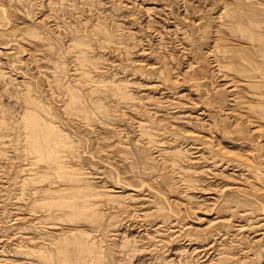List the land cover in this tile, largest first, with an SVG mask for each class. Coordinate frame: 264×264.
<instances>
[{
	"label": "rangeland",
	"instance_id": "1",
	"mask_svg": "<svg viewBox=\"0 0 264 264\" xmlns=\"http://www.w3.org/2000/svg\"><path fill=\"white\" fill-rule=\"evenodd\" d=\"M31 101L76 183L24 158ZM0 119V264H264V0H0Z\"/></svg>",
	"mask_w": 264,
	"mask_h": 264
},
{
	"label": "bare ground",
	"instance_id": "2",
	"mask_svg": "<svg viewBox=\"0 0 264 264\" xmlns=\"http://www.w3.org/2000/svg\"><path fill=\"white\" fill-rule=\"evenodd\" d=\"M80 47V46H79ZM80 52V51H79ZM82 52V50H81ZM83 53V52H82ZM82 55V54H81ZM80 58H82L80 56ZM84 59V58H82ZM81 64L82 65H86L84 64V60H81ZM86 62V61H85ZM86 75V74H84ZM89 76V75H88ZM85 80V79H84ZM87 80V79H86ZM90 83L91 80H88L87 83ZM234 87V86H233ZM238 88V87H237ZM236 88V89H237ZM234 89V88H233ZM235 89V90H236ZM234 93V92H233ZM85 94V93H84ZM30 101V99H27ZM80 101H81V98L77 95V93L75 91H71V98L70 100L68 101V105L71 107V108H79L80 109ZM31 103H33V108L29 111L26 112V114L22 117V120L20 122L21 124V127L23 128L24 130V158L26 159V161L30 158L34 159L35 161L36 160H39V161H42L45 165H48L50 166L49 168L51 170H54L56 171V173L58 174L57 176L60 177V180L62 178H64V180L68 181L69 182L71 180H75L73 176L72 178L70 176H63L62 172H65L63 170H61L64 166L65 163H67L66 161H68L70 158H71V155L70 153V148H72L71 144H70V141L67 139V137H64L59 130L56 129V127L53 125V123L48 120V119H45L43 118V115H44V112L46 109H44V107L39 104V103H34L31 101ZM81 110V109H80ZM81 112V111H80ZM9 122H6L4 119H0V128L4 127L6 128V126H10L8 124ZM142 126H140L141 128ZM7 129V128H6ZM141 133H149V130L145 129V128H141ZM9 131V130H8ZM10 132V131H9ZM8 134V135H7ZM0 137H4L3 140H5V142L7 141V146L8 148L10 147V134L7 133V130L4 131V129H0ZM8 138V139H7ZM7 139V140H6ZM149 142H150V139H149ZM74 151V150H73ZM73 153V152H72ZM3 155V154H2ZM23 155V154H22ZM7 156V155H6ZM22 157V156H21ZM23 158V160H25ZM25 161V162H26ZM29 161V160H28ZM34 162V161H33ZM70 163V162H69ZM168 163V162H167ZM25 164V163H24ZM27 164V163H26ZM71 164V163H70ZM230 164V163H229ZM30 166V168H25L24 171L26 170L27 172L31 173L33 172L35 169L33 167V163L29 162L28 164ZM172 165V168H174L176 166V163H172L170 164V167ZM216 165V164H215ZM23 167V166H22ZM70 167V165L68 166ZM177 168V167H176ZM73 169V168H72ZM75 169V168H74ZM73 169V170H74ZM22 169H20V172H21ZM245 171V170H244ZM71 172V170H70ZM2 173V172H1ZM54 173V174H56ZM69 173V172H68ZM75 173V172H74ZM70 175H72L71 173H69ZM66 175V173H65ZM68 175V174H67ZM3 177V176H2ZM73 184L76 183L74 181H71ZM56 187V186H55ZM77 187V186H76ZM79 187V186H78ZM73 188V187H72ZM71 188V189H72ZM68 189V188H67ZM66 188L63 190V189H59V191L57 192L59 194L57 195H54L52 198H49L51 199V201L48 203V208L49 209H54V208H57V210H60L61 208L63 207H69V208H72V209H76L77 207L71 203L72 201L68 202V193L69 191L67 190ZM70 189V190H71ZM74 189V188H73ZM231 189V188H229ZM48 190V189H47ZM77 191V188L75 189ZM73 191L72 193L74 194H77L76 191ZM228 190V189H227ZM56 191V190H55ZM235 191V190H234ZM80 191L78 192L77 195H81L79 194ZM74 194V195H75ZM72 195V194H71ZM76 195V196H77ZM84 196V199H85V196L86 194L82 195ZM88 196V195H87ZM86 196V197H87ZM78 197V196H77ZM73 198V197H72ZM83 198V197H81ZM110 198H112L110 196ZM115 198V197H114ZM44 199V198H43ZM74 199V198H73ZM76 199V197H75ZM87 199V198H86ZM88 202V200H90L88 198V200H86ZM37 200V199H36ZM77 200V199H76ZM38 202V201H37ZM36 202V203H37ZM47 202V200H46ZM86 204V202H85ZM66 205V206H65ZM48 210V209H47ZM55 211V210H53ZM44 212V211H43ZM56 212V211H55ZM140 219V218H139ZM66 242V241H65ZM60 243V241H59ZM59 243L57 245H59ZM89 243V242H88ZM91 244V243H90ZM85 245V246H82L81 249H82V252L85 254L86 257L92 259V260H95L97 262V264H101L102 263V257H101V253L99 251V249L95 250L94 247L92 245ZM66 245V244H65ZM61 246V245H60ZM59 246V247H60ZM67 246V245H66ZM68 247V246H67ZM66 249V248H65ZM67 250V249H66ZM49 252V251H47ZM46 252V253H47ZM62 252V248L60 247L59 248V252L58 254L60 253V255L64 254V252L61 254ZM46 253L43 254L44 257L48 258L50 256H46ZM66 256V255H64ZM210 256V255H209ZM43 257V258H44ZM53 257V256H51ZM56 257V256H55ZM44 258V260H46ZM54 258V257H53ZM57 258V257H56ZM55 258V259H56ZM59 258V257H58ZM61 258V257H60ZM59 258V259H60ZM222 259V258H221ZM48 260V259H47ZM52 260V259H51ZM62 260L61 263L62 264H65V262H67L65 259H60ZM58 260V262L60 261ZM212 260V259H211ZM221 261V260H220ZM54 262V261H53ZM50 262L48 261V264ZM47 264V262H46ZM53 264V263H52ZM60 264V263H59Z\"/></svg>",
	"mask_w": 264,
	"mask_h": 264
}]
</instances>
